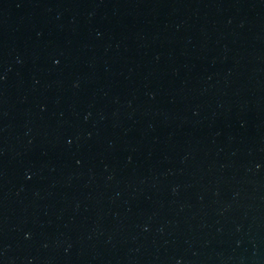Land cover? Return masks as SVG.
Instances as JSON below:
<instances>
[{"label": "water", "instance_id": "water-1", "mask_svg": "<svg viewBox=\"0 0 264 264\" xmlns=\"http://www.w3.org/2000/svg\"><path fill=\"white\" fill-rule=\"evenodd\" d=\"M0 264H264V0H0Z\"/></svg>", "mask_w": 264, "mask_h": 264}]
</instances>
